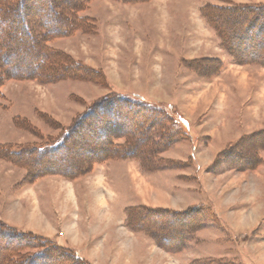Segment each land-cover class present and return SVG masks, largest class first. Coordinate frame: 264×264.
<instances>
[{"label":"rangeland","instance_id":"rangeland-1","mask_svg":"<svg viewBox=\"0 0 264 264\" xmlns=\"http://www.w3.org/2000/svg\"><path fill=\"white\" fill-rule=\"evenodd\" d=\"M135 4L93 0L81 13L90 20V33L80 31L60 43H49L54 50L102 73L104 79L54 84L13 80L3 86L0 201L11 200L15 205L6 216L14 223H25L28 230L39 229L77 246L85 245L82 253L73 251L90 264H264V145L258 147L259 138H251L264 132V66L237 63L202 11L207 6L264 5V0H149ZM244 14L226 15L220 28L242 59L262 58L264 34L256 28L248 33ZM12 58L17 72L37 60ZM202 60L217 61L221 67L216 62L195 67ZM113 93L172 106L184 118L195 120L197 134L191 129V139L162 149L150 173L143 172L139 162L142 172L135 164H127L130 175L136 176L132 179L138 184V190L133 184L136 193L127 180L116 178L124 170H113L111 161L102 163L107 165L101 166L97 176L86 179L83 192L78 189L89 198L85 201L89 211L87 208L82 219L86 235H77L66 215L75 219L73 198L68 199L72 194L69 179L45 176L46 172L53 171L57 163L56 168L63 170L84 166L86 159L100 153L104 137L112 134L113 119L131 132L144 124V118L129 121L122 109L117 111L119 118L99 113L94 130H81L83 135L76 137L79 145L70 151L55 153L46 161H34L27 155L14 158L13 154L51 144L88 107ZM242 138L250 139L237 147ZM181 142L185 145H179ZM227 150L232 151L225 155ZM23 162L30 163L35 174L45 171L43 176L34 179L31 174L27 182L26 170L17 166ZM141 173L153 175V179L145 180ZM22 182L33 185L41 199L50 196L56 200L54 221L43 224L36 211L23 218L17 208ZM132 194L137 196L135 202ZM189 212L194 214L182 217ZM25 233L69 248L54 238ZM94 236L96 241H90Z\"/></svg>","mask_w":264,"mask_h":264},{"label":"trees","instance_id":"trees-1","mask_svg":"<svg viewBox=\"0 0 264 264\" xmlns=\"http://www.w3.org/2000/svg\"><path fill=\"white\" fill-rule=\"evenodd\" d=\"M92 1L64 0L63 4L61 0H0V60L4 61L3 64L0 63V98H3V86L13 80L54 84L64 81L91 82L104 79L102 73L90 69L81 62L74 61L64 52L49 47V43L52 41L73 36L77 32L90 33L91 29H87L90 20L82 17L81 13ZM112 1L135 4L149 0ZM202 11L204 20L214 30L224 50L237 63L264 66V56L242 59L239 53L233 51L228 45L227 37L220 28L222 18L226 15L236 17L237 14L245 13L243 19L247 24V32H252L256 28L260 35L264 34V5H235L228 8L207 6ZM211 13L215 14L217 20L212 18ZM12 56L36 57L37 60L30 61L25 72H17L13 70L15 66ZM205 62L208 64L216 62L215 65L219 67L218 69L221 67L219 62L211 60L197 61L195 67ZM100 84L104 85V83ZM121 109L130 118L129 121H136L141 116L144 118V124L135 128L134 131L127 132L119 127V124L114 123L115 119H113L114 122H111L113 123L112 134L104 137L100 153H95L86 159L84 166L70 170L56 168L59 165L57 163L58 165L52 169L53 171L46 172L48 174L45 176L53 174L74 180L90 174L98 164L116 160H135L139 162L143 172L150 173L154 169L153 163L156 162V155L161 153L162 149L168 150L180 140L191 139L190 122L180 113L173 111L172 106L163 107L157 103L148 102L137 95L113 93L88 107L81 116L76 118L72 127L59 135L51 144L44 147H26L14 153V158L27 155L34 161H43L48 160V157H52L55 153L70 151L74 146L79 145L76 137L83 135V129L94 130L96 121L100 119L99 113L119 118L117 111ZM108 119L106 120L108 121ZM257 134L251 138H259V147V145H264V141L261 142L264 132ZM103 136L102 134L101 137ZM249 139L242 138L236 146L242 147ZM119 140H124V143L120 144ZM159 147L160 150H158ZM231 151L227 150L225 155ZM88 152L91 151L88 150ZM235 158L237 157L235 156ZM70 161L72 160L69 159ZM17 166L26 170L27 182L31 174L35 177L34 179H37L42 177L45 172L33 173V167L26 162ZM190 214L194 213L182 214V217H190ZM0 240L3 241V244L0 243V264H90L80 258L72 249L59 247L49 239L19 231L1 221Z\"/></svg>","mask_w":264,"mask_h":264},{"label":"crops","instance_id":"crops-1","mask_svg":"<svg viewBox=\"0 0 264 264\" xmlns=\"http://www.w3.org/2000/svg\"><path fill=\"white\" fill-rule=\"evenodd\" d=\"M129 6H131V5H129ZM134 6H138V5L135 4ZM55 41H56L55 43H60L61 41H64V39H58V40H55ZM187 119H188V121L190 122V124L192 126V128H191L192 129V131H191L192 134H197V127L194 126L195 125V120L192 119V118H187ZM212 134H214V133H212ZM179 145H181V146L183 145L184 146L185 144H184V142H181ZM176 159H178V158H176ZM108 163H110L109 166L112 167L113 170H118V171L119 170L120 171L124 170L125 171V173L122 172L121 175H116V178L118 176H120L125 181L127 180L128 186H130L132 189H134L136 187V189L138 190V187H137L138 184L137 183H132V179H134L133 181H135L136 180V176H131L130 172H129V169H128V165L130 163H132V164H135V166H137V168H138V170L140 172H142L140 170L138 162H135V161H125V162L124 161L123 162L122 161H111V162H108ZM105 165H107V164H98V165H96L94 167V170H93L92 174H90L89 176H86V177H82L83 179L80 178V179H77V180H69L70 185H71V190H72L70 193H72V194H68L69 195L68 199L72 200V198H73L72 202L73 201L74 202L72 203L70 201V203H72L73 206H75V215H74L75 219L73 220L72 216L69 215L68 213L66 215H67L68 220L71 221V224H73V227L75 229L74 231L77 230L75 232L77 235H86V233H85L86 230L82 229V226L84 227V223H82V221H83L82 219L85 218V216L87 215L88 206H87V204H85L86 203L85 201L89 200L88 197H86V196L84 197V195H80L78 193V189L79 188L81 190L84 189V184L87 182L86 179L91 177V176H93V177L97 176V174L100 173L99 169L101 168V166H105ZM109 168H107V169H109ZM141 174L144 176L145 180L146 179L150 180L151 178L153 179V175L146 174V173H141ZM25 175L27 176V172H26ZM103 176H104V174H103ZM91 182H89V183H91ZM133 184L135 185V187H134ZM22 185H24V187H22L17 192V194H18V193H21L23 191L22 194L18 198V207L17 208L21 212L23 218H25L26 216L30 215L33 211H36L38 216L42 219V223L43 224L45 222L46 223H51L52 221H54L57 218V207H56L57 206L56 205L57 202H56V200L52 201L51 200L52 198L50 196H48L46 200H44L45 198L41 199L39 192L37 191L36 188L33 187V185H31V184L26 185L25 183H23ZM146 185L149 187L148 184H146ZM27 186H29L30 189L26 190L25 188H27ZM49 186H50V184H49ZM42 187H46V184L42 185ZM48 188L50 190L51 187H48ZM134 191H135V189H134ZM82 192H83V190H82ZM135 193H136V191H135ZM133 195L134 194H132V197H133L132 200L135 202L137 200V198L135 199V197H137V196L136 195L133 196ZM2 202L3 201L1 200L0 201V204H1V206H0V220L4 221L8 225H11V226L13 225L14 227H17V228L21 229L24 232L25 231H30V232H33V233L38 234V235L46 236L48 238H52V239L54 238L58 242L59 241L60 242H64V244L67 247H69L72 250L78 252L79 254L82 253V251L86 249L85 245L84 246H77L69 239L62 240L61 238L56 237V235H54V234H50V233L47 234V233H44V232L40 231L39 229H37V230H28L27 227H25V223H14V222L10 221L7 218V216H6V213H8L10 210H12L15 205L12 203L11 200L9 202H6V201L3 202V203ZM72 204H71V206H72ZM27 205H29L28 210L26 209ZM88 211H89V208H88ZM71 212L73 213V211H71ZM91 216H92V218H95V219L97 217L96 214H92ZM119 220H122L121 217H119ZM69 221H67V222H69ZM89 240L90 241H96V237L95 236L93 238L91 237Z\"/></svg>","mask_w":264,"mask_h":264}]
</instances>
